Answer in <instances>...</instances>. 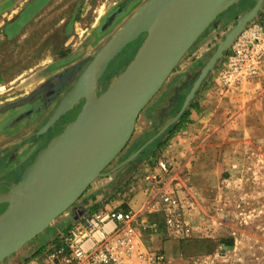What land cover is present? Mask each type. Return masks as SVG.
Instances as JSON below:
<instances>
[{
    "label": "rangeland",
    "instance_id": "374dc122",
    "mask_svg": "<svg viewBox=\"0 0 264 264\" xmlns=\"http://www.w3.org/2000/svg\"><path fill=\"white\" fill-rule=\"evenodd\" d=\"M146 1L35 0L40 9L34 14L27 13L25 8L30 4V0L20 1L24 11L22 15H32L33 22L25 24L23 32L17 34L13 41L10 40L12 44L15 41L10 49L12 53L8 52L7 47H3L0 57L5 56L6 60L12 55V59L17 56L20 62L28 58L29 62L33 60L32 64L38 63L11 83L4 85L5 81L0 79V129L10 128L9 125L13 123L9 119L15 113L33 109L18 121L17 126L31 123V134L13 147L0 146V181L5 176L18 175L20 171L23 174L38 152L48 145L56 134L47 136V140L37 135L45 118L51 116L74 86L84 68L94 58V51L101 48ZM255 3L256 0H240L211 23L183 57L161 90L142 110L132 138L107 168L110 170L114 165H118L152 138L153 140L137 154L135 161L151 159L156 165L162 157H172L171 160L176 161L174 185L191 227L186 236L172 234L165 225L163 212L150 210V203L157 198L158 189L153 198L146 200V185L141 179L139 180L142 187L134 190H131L132 183L138 179L131 176V182L124 184L127 193L135 192L140 194L138 200L145 199L143 207L138 210L142 211L146 218L159 222L158 227L147 225L143 232L148 245L166 253L164 264H264V56L254 76L235 85H228L220 76L232 53V47L228 48L186 108L192 111L191 107L194 106L198 116L192 118L190 112L182 123L178 124V119L156 136L179 113L181 109L177 111V107L184 103L202 67L213 55L227 31L244 13L252 9ZM19 4L12 2L6 6L5 0L0 2V38L7 33L5 29L10 26L4 21L22 11ZM28 10L32 12L31 7ZM233 11L236 14L232 21L218 29L216 36L209 39L210 41L207 40L206 36L224 14ZM259 22H264V9L248 27ZM69 23V30L73 35L66 33ZM30 29L31 40H36L37 48H30V44L21 42L25 38L22 33L30 34ZM145 38L146 34H143L131 43L132 46H128L116 56L112 70L103 85L104 89L132 61ZM205 41L209 42L201 46ZM87 44L90 47L84 50L83 57L78 59L81 67L55 94H51L50 89L57 83L60 74L49 78L46 84L29 85L27 78L31 73L46 67L45 65L57 63L63 56L74 53L79 45ZM198 47L201 50L196 54L200 61L196 73L190 77L179 75L181 63L189 60ZM19 138L21 136L17 137ZM11 139L13 138L9 140ZM170 144H175V149L169 152L166 147ZM17 165L21 168L17 173H12ZM81 198L63 214L66 215L78 207Z\"/></svg>",
    "mask_w": 264,
    "mask_h": 264
},
{
    "label": "water",
    "instance_id": "95a60500",
    "mask_svg": "<svg viewBox=\"0 0 264 264\" xmlns=\"http://www.w3.org/2000/svg\"><path fill=\"white\" fill-rule=\"evenodd\" d=\"M239 1L147 0L94 52L92 61L38 134L83 103L76 118L38 152L18 181L6 190L0 185V205L7 204L0 211V261L49 228L96 179L135 161L153 138L107 170L132 138L142 110L183 57L211 23ZM263 9L264 0H256L252 9L227 31L202 67L179 113L156 136L179 119L218 59ZM143 34L146 38L132 61L106 89L102 88V78L111 62ZM76 68L68 69L63 77Z\"/></svg>",
    "mask_w": 264,
    "mask_h": 264
},
{
    "label": "built area",
    "instance_id": "2783aa9c",
    "mask_svg": "<svg viewBox=\"0 0 264 264\" xmlns=\"http://www.w3.org/2000/svg\"><path fill=\"white\" fill-rule=\"evenodd\" d=\"M264 56V22L246 27L232 45L221 79L228 85L254 76ZM158 173L146 180L156 185L157 198L150 210L164 214L167 229L176 236H186L191 227L177 194L174 162L158 160ZM158 227L142 211L132 207H102L94 211H77L62 228L47 251L51 264H164L166 253L151 247L144 237V227Z\"/></svg>",
    "mask_w": 264,
    "mask_h": 264
},
{
    "label": "crops",
    "instance_id": "0c3cea01",
    "mask_svg": "<svg viewBox=\"0 0 264 264\" xmlns=\"http://www.w3.org/2000/svg\"><path fill=\"white\" fill-rule=\"evenodd\" d=\"M3 0H0V2ZM21 0H5L6 6H9L12 4V2H17L18 4L20 3ZM44 2V1H43ZM42 2V3H43ZM38 4H35V0H30V4L27 5L26 11L27 13H32L34 14L37 12L40 8V6H37ZM31 7V11L28 9ZM19 8H21L22 11L19 12L18 15H13L9 16L7 21H4L5 24L9 23L10 26L5 29L7 32L5 35H3L0 38V56L2 55V48L7 47L9 49L8 52L10 54L12 51L10 50L13 48V44L15 41L10 43V40L13 41L15 36L24 30V25L28 23L33 22V16L29 14L22 15L23 7L21 4H19ZM235 11L225 13L224 16L216 23L215 28L206 36L207 40L211 39L212 37L216 36L215 34L218 32V29H220L223 25L226 23H229L232 21ZM50 18V17H49ZM37 20V18H36ZM48 23V21H47ZM70 24V23H69ZM66 26V33L67 35H73L71 30V24ZM94 28V27H93ZM32 29H30V34L29 32L22 33V35L25 37L22 44H30L31 47L37 48L36 40L33 41L32 38ZM54 31V28L53 30ZM4 40V41H3ZM30 41V42H29ZM210 41V40H209ZM209 41H205L204 43L201 44V46L205 45ZM90 45H79L76 47L75 52L63 56V58H60L57 63H54L52 65H45L46 67L41 68L40 70L35 71L33 74L31 73L29 77L27 78L29 85H35L40 86L41 84H44L49 78L54 77L58 74H61L63 71L66 69L76 65L77 63L80 62V58L83 57L84 55V50H86ZM201 48H197L194 50L192 55H190L189 60L184 61V63H181L180 66V71L178 72L179 75H182L183 77H190L193 76L196 73L198 63V58H196L197 52H199ZM95 52V51H94ZM9 55V54H8ZM10 57L5 60V56L0 57V79L2 78V81L4 85L11 83L14 79H17L20 77L23 73L28 72L36 65V63L32 64L31 60L29 62L28 58H26L23 62H20V59L17 60V56L12 59L13 57ZM65 65V66H64ZM62 68V69H61ZM2 82H0L1 85ZM191 115L192 118H196L198 116V112L194 106L191 107ZM11 116V115H10ZM7 120V119H6ZM12 126L8 129H0V146L4 145L6 147L15 144L17 141L22 139L23 136H26L29 131V126L28 124H20L19 127ZM25 132V133H24ZM18 136H21V138L17 139ZM10 138H13L9 140ZM167 151H172L175 149V144L166 147ZM179 151V148L177 149ZM145 159V158H144ZM173 160V158L171 157ZM151 160V159H150ZM133 161L130 164H126L119 169H116L112 171L107 176L100 177L96 179L88 188V190L85 192V194L82 196L80 203L78 204V207H75L72 212L66 213V215L62 214L58 219L54 221L52 226L42 233H40L38 236L33 238L31 241H29L27 244H25L19 251L16 253L10 255L3 261H0V264H51V260L49 256L47 255V251L52 247L53 242L52 240L56 238L58 232L64 228L66 225H68L74 217L76 216L77 211L82 212H87V211H94L99 208L109 206V207H115V206H120V207H125V208H134L136 210L140 209L143 207V200H138V195L140 194H134L132 192L125 191L126 186H124L125 183L129 184L134 177L135 179H138L137 182H133V188L131 190H134L138 187H142V184L144 183L146 186H144V189L147 190L146 194L147 196L145 197L146 200L153 198L155 196V191L157 192V186L153 185L151 182H148L146 180V176H148L151 173H158L159 168L156 166V163L154 164L152 161ZM175 161V160H174ZM173 161V162H174ZM176 163V161L174 162ZM116 165H114L112 168H114ZM111 168V169H112ZM174 168L176 170V165H174ZM134 174V175H133ZM175 174V173H174ZM131 176H133L131 178ZM141 179L142 182L139 180ZM134 183H137L134 184ZM124 186V187H123ZM152 196V197H151ZM110 198L108 201L107 198ZM107 201V202H106ZM79 208V209H76ZM139 211V210H138Z\"/></svg>",
    "mask_w": 264,
    "mask_h": 264
},
{
    "label": "flooded vegetation",
    "instance_id": "af4514ba",
    "mask_svg": "<svg viewBox=\"0 0 264 264\" xmlns=\"http://www.w3.org/2000/svg\"><path fill=\"white\" fill-rule=\"evenodd\" d=\"M129 46H132V44H130ZM128 47V46H127ZM126 47V48H127ZM125 48V49H126ZM113 62H114V60L111 62V64H110V67H109V69L107 70V72H106V74L103 76V78H102V81H101V86H102V88H103V85H105V82H106V78H107V75L109 74V72L112 70L111 68L113 67L112 66V64H113ZM77 66V68H76V70L75 71H77L80 67H81V62H79V63H77L76 65H74V66H72L73 68L74 67H76ZM72 67H70L69 69H71ZM68 70V69H67ZM67 70H65L64 72H62L60 75H59V79H58V81H57V83L55 84V85H53L52 87H51V89H50V93L51 94H55L56 93V91L57 90H59L60 88H62V87H64L66 84H67V82H68V80H69V78L72 76V74L73 73H71L70 75H68L67 77H63V75L65 74V72L67 71ZM62 82V87H59L58 88V83L59 82ZM46 82H48V81H46ZM46 82H44V84H46ZM30 96V98H31V95H29ZM28 98V97H27ZM30 98H28V100L30 99ZM82 105H83V103H81L79 106H77L75 109H73V110H71V111H69L67 114H65V115H62L57 121H56V123L53 125V126H51L46 132H44V133H42V134H38L37 133V135L40 137V138H42V139H45V140H47L49 137H47V136H53V135H55V134H57V133H59V132H61L62 130H63V128L66 126V124L68 123V122H70L71 120H73V119H75L76 118V116L78 115V113L80 112V110H81V108H82ZM32 110L33 109H31V110H27V111H20V113L19 114H17V113H15L13 116H11L10 117V119H9V121H12L11 123H13L12 125H9V127H11V126H16V125H18V121H20L21 119H23L24 118V116H26V115H28L30 112H32ZM54 113V112H53ZM53 113H51V115L53 114ZM46 116H48V114L46 115ZM51 116H49V117H46L45 119L46 120H44L43 122V124L42 125H44L48 120H49V118H50ZM8 121V122H9ZM7 123V122H6ZM20 123V122H19ZM31 123H29L28 124V126H29V131H28V134L24 137H22V139L23 138H26L27 136H29L31 133H30V130H31ZM5 129H6V127H5ZM22 139H20V140H22ZM17 141L15 144H12V145H10V146H14V145H17V144H19L21 141ZM21 167L19 166V165H17L14 169H13V171H11L12 173L14 172V173H17V171L20 169ZM20 174H22V171H20L19 172V174L17 175H12V176H10V177H7V176H5V177H3L2 179H1V181H0V185L2 186V188L4 189V190H6L7 189V186L8 185H11V184H13L16 180H18L19 179V177H20Z\"/></svg>",
    "mask_w": 264,
    "mask_h": 264
},
{
    "label": "trees",
    "instance_id": "16d2710c",
    "mask_svg": "<svg viewBox=\"0 0 264 264\" xmlns=\"http://www.w3.org/2000/svg\"><path fill=\"white\" fill-rule=\"evenodd\" d=\"M175 69H176V68H175ZM183 102H184V101H183ZM182 106H183V103H182V104H179V106L177 107L176 110L179 111V110L182 108ZM190 112H191V111H190L189 109H187L186 112L183 114V116H181V117L179 118V120H178L177 123H178V124L182 123L183 120H184L187 116H189ZM176 125H177V124L174 125V126H175L174 128H176ZM6 205H7V204H5V206L1 205V206H0V211H2V210L6 207ZM122 208H125V207H122Z\"/></svg>",
    "mask_w": 264,
    "mask_h": 264
},
{
    "label": "bare ground",
    "instance_id": "6f19581e",
    "mask_svg": "<svg viewBox=\"0 0 264 264\" xmlns=\"http://www.w3.org/2000/svg\"><path fill=\"white\" fill-rule=\"evenodd\" d=\"M117 31H118V30H117ZM104 45H105V44H104ZM104 45H103V46H104ZM86 67H87V66H86ZM84 69H85V68H84ZM22 102H25V101H24V100H22Z\"/></svg>",
    "mask_w": 264,
    "mask_h": 264
}]
</instances>
